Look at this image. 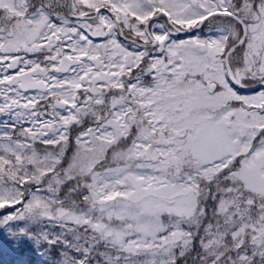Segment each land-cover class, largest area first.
<instances>
[{
	"label": "snow or ice",
	"instance_id": "6c2138e0",
	"mask_svg": "<svg viewBox=\"0 0 264 264\" xmlns=\"http://www.w3.org/2000/svg\"><path fill=\"white\" fill-rule=\"evenodd\" d=\"M20 264H264V0H0V241Z\"/></svg>",
	"mask_w": 264,
	"mask_h": 264
},
{
	"label": "rangeland",
	"instance_id": "374dc122",
	"mask_svg": "<svg viewBox=\"0 0 264 264\" xmlns=\"http://www.w3.org/2000/svg\"><path fill=\"white\" fill-rule=\"evenodd\" d=\"M18 244H16L17 246ZM20 246V245H19ZM17 248L13 245V243H8L5 239L4 241H0V260L7 258V254H16Z\"/></svg>",
	"mask_w": 264,
	"mask_h": 264
},
{
	"label": "trees",
	"instance_id": "16d2710c",
	"mask_svg": "<svg viewBox=\"0 0 264 264\" xmlns=\"http://www.w3.org/2000/svg\"><path fill=\"white\" fill-rule=\"evenodd\" d=\"M13 245L17 248V253L16 254H7V258L0 260V264H20V261L24 258L22 257L19 248L20 246L17 245L15 243H13Z\"/></svg>",
	"mask_w": 264,
	"mask_h": 264
}]
</instances>
